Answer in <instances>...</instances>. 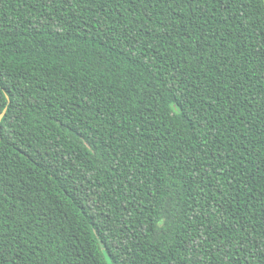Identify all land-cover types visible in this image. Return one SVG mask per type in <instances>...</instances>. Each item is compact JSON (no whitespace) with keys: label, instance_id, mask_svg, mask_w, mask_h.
<instances>
[{"label":"trees","instance_id":"obj_1","mask_svg":"<svg viewBox=\"0 0 264 264\" xmlns=\"http://www.w3.org/2000/svg\"><path fill=\"white\" fill-rule=\"evenodd\" d=\"M232 12L241 15L236 9ZM48 15L40 0H0L6 42L0 74L7 85L0 107L9 100V92L12 105L4 114L9 138L2 163L19 168L15 175L24 181L15 185L12 195L19 199L13 202L10 195L9 207L15 204L28 212L19 224L9 221L8 228L19 227L24 240L31 237L44 247L51 242L59 264H109L110 254L118 250L121 256L126 254L128 264H185L180 259L184 243L190 234L199 239L194 230L199 225L186 223L188 206L196 210L194 200H199V206L206 208L196 183H191L194 176L186 158L201 153L203 140H216L207 155L234 152L239 171L240 161L248 155L244 146L248 139L240 144L233 132L240 125L217 113L221 99L236 100L240 107L223 111L243 113L245 126L264 129L260 74L264 61L256 59L264 37L251 26L245 31L238 21L221 22L211 13L198 19L184 3L173 4L172 9L151 0L147 9L126 3L117 8L113 3L116 27L123 31L126 25L129 39L113 45L115 51H106L104 61L97 63L87 25L82 33L77 28L76 33L61 30L54 35L56 24L51 20L40 28ZM250 21L246 16L245 23ZM129 49L131 56L121 55ZM222 76L232 88L227 97L221 92L214 104L207 95L201 100L203 90L215 87L213 81ZM174 77L175 88L169 83ZM180 81L188 85L186 91ZM217 127L219 132L210 136L207 129L215 132ZM244 167L250 168V162L245 161ZM253 176L257 177L253 184L245 182L238 192L234 189L239 185L229 187L225 178L213 173L211 179L219 181L214 194L225 192L224 200L239 196L242 206L237 210L226 205L231 213L227 225L211 224L214 216L205 221L211 228L206 233L209 242L243 212L255 215L251 197L256 194L259 200L261 190L255 172ZM164 188L171 195L165 196ZM85 192H91V198ZM90 199L98 206H92ZM32 204L36 207L29 211ZM165 212L175 213L166 226L161 225ZM109 221L117 226L123 222L126 228L119 233L99 229ZM121 242L122 247L113 246ZM23 247L28 250V245ZM203 251L211 252V243ZM28 255L26 264H41L40 258ZM205 261L221 264L214 256ZM49 264H54L51 258Z\"/></svg>","mask_w":264,"mask_h":264},{"label":"snow or ice","instance_id":"obj_2","mask_svg":"<svg viewBox=\"0 0 264 264\" xmlns=\"http://www.w3.org/2000/svg\"><path fill=\"white\" fill-rule=\"evenodd\" d=\"M40 2L49 13L48 16L44 17L40 28L46 27L48 21L51 20L53 24H56L54 35L60 34L61 30L63 33H76L77 28L82 33L87 25L89 28L87 33L89 44L95 46L97 63L104 61L106 51H115L113 45L119 43L121 40L127 43L129 39L124 34L128 31L126 25L123 27V31L116 27L118 21L111 15L113 3H115L117 8L124 6L125 3L133 9L137 6H142L145 9L149 7V0H40ZM151 2L154 4L163 2L169 9L173 8V4L179 7L181 3H184L187 7L191 8L192 15L198 19L202 17L206 18L211 13L219 16L221 22L227 20L238 21L245 31L251 26L264 37V0H172L171 3L168 0H151ZM209 4L211 5L210 7L207 6ZM233 9H236L241 15H234ZM222 12L227 13V15H221ZM41 15L43 16V13ZM246 16L251 17L249 23H245ZM3 35V28L0 27V63L3 62V57L6 55L4 51L6 42ZM144 35H147V23H145ZM136 38L139 39V36H136ZM193 50L195 51V48ZM131 54V49H129L127 54L121 51V55L131 56ZM256 59L258 62L264 61V43L261 44ZM260 67L264 68V63H260ZM260 74L264 76V72ZM5 79L0 74V98L5 95L7 89V85L4 83ZM169 83L172 84L173 88L177 87L175 77ZM180 83L184 84L183 81H180ZM213 83L216 86L204 89L203 95L199 93L189 94L200 95L201 100L204 99V95H207L209 100L214 104L215 97H219L221 92H224L225 97H227L232 91V88L223 76L219 81H213ZM187 89L188 85L184 84V90L186 91ZM155 94H160L158 89ZM8 95L9 100L5 102L4 107H0V264H26V261L30 259L29 252L32 253V257L40 258L41 264H49V258L53 260L54 264H59V257L56 255L58 250L52 246L51 242L44 247L42 241L33 240L31 237L28 240H24L21 237V229L19 227L14 230L8 228L9 221L19 224L28 215V212L18 205L13 204L12 207H9L10 195L13 202L19 199L18 196L12 195L15 185L17 182L23 184L24 181L22 177L15 175L19 172V168H10L9 164L2 163L4 160L3 149L6 147V140L9 138L5 131L4 114L6 113V108L12 106L11 93L9 92ZM251 103V100L248 101L249 105ZM236 107H240L238 101L232 100L230 102L226 98L221 99V111L217 113V116L226 115L229 123L234 119L240 125L238 129L233 128L236 139L240 144H244L245 138L248 139V144L244 145L248 155L240 161L238 166L239 171H237V166L235 165L234 152L227 154L218 152L211 157L207 155V152L211 151V145L216 143V140H212L211 142L203 140L201 153L196 154L195 157H193L192 153H189V157L186 158L188 161L186 167L191 168L190 174L194 176V180L191 183H196V187L201 193L200 199L206 202V208L199 206V200H194V203L198 206L196 210H193L191 205L188 206L186 223L191 224L194 221L195 225H199V227L194 229L198 233L199 239H197L196 235L190 234L187 242L184 243V255L180 259L185 264H206L205 257L212 258L213 256L221 264H264V129L254 130L251 124L245 126L243 113L237 115L235 111H228L227 113L223 111L225 108L234 109ZM249 114L251 113L249 112ZM261 123H264V120ZM201 127H205L203 122L201 123ZM207 131L210 136H215L216 132H219V127L216 128L215 132L211 128H208ZM231 147L235 148L236 145L232 144ZM229 161L231 163H228ZM245 161L250 162V168L244 167ZM254 172L259 178L261 190L259 200L256 199V194H253L251 197L254 201L251 208L255 215L243 212L240 219L235 221V224L231 227L225 226L221 229L217 239L209 242L206 233H209L211 228L205 225V221L210 216H214L216 220H212L211 224H216L218 221L221 225H227L231 223V221L227 220V215L231 213H229L226 205L234 207L237 210L242 206L239 196H233L230 200H224L225 192L221 191L219 196L214 194V188L219 186V181L214 182L211 179L213 173H215L216 177L225 178L228 181L229 187H232L233 183L239 185L234 190L242 192L245 182L250 186L257 178L253 176ZM237 176H239V179H237ZM206 189L207 191H205ZM248 190L251 193V187ZM162 191H164L165 196L171 195L167 188L162 189ZM84 195L91 198L92 193L85 192ZM95 195L99 197L101 194L96 192ZM154 195L159 196L160 193L156 192ZM210 196L211 200H209ZM160 199L164 200V197H160ZM222 200L223 203L221 202ZM90 204L98 206L95 200L92 199H90ZM244 205H247V201H244ZM257 205H259L258 208ZM34 207H36L35 204L30 205L29 211ZM176 209L179 211L178 204L176 205ZM174 217L175 213L168 215L165 212L161 225L166 226L168 223L173 222ZM241 220H244L245 223H241ZM249 220L251 224L248 223ZM37 224H41V222L37 221ZM41 226L43 225L41 224ZM121 227L126 228L123 222L117 226L109 221L106 224L101 223L99 229L109 233L113 231L119 233ZM125 235L126 238H130L131 233L126 231ZM57 239H59V236H57ZM164 240L167 241V236L164 237ZM206 243H211V252L203 251ZM24 245H28L27 251L24 250ZM113 246L122 247L123 242L119 246L115 244ZM167 246L165 244V247ZM129 250L131 251V249ZM162 251L161 249V253ZM110 255H112V259L109 261V264H128L126 254L125 256H121L119 250L115 254Z\"/></svg>","mask_w":264,"mask_h":264},{"label":"water","instance_id":"obj_3","mask_svg":"<svg viewBox=\"0 0 264 264\" xmlns=\"http://www.w3.org/2000/svg\"><path fill=\"white\" fill-rule=\"evenodd\" d=\"M172 107H173L174 109H177V107H176V105H175V104H172Z\"/></svg>","mask_w":264,"mask_h":264}]
</instances>
